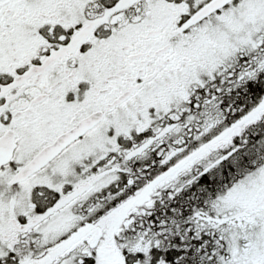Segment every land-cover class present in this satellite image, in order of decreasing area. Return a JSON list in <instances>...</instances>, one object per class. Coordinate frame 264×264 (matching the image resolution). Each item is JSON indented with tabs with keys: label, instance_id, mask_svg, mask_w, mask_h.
<instances>
[{
	"label": "snow or ice",
	"instance_id": "6c2138e0",
	"mask_svg": "<svg viewBox=\"0 0 264 264\" xmlns=\"http://www.w3.org/2000/svg\"><path fill=\"white\" fill-rule=\"evenodd\" d=\"M0 264H264V0H0Z\"/></svg>",
	"mask_w": 264,
	"mask_h": 264
}]
</instances>
